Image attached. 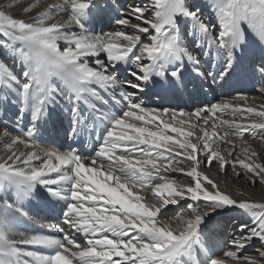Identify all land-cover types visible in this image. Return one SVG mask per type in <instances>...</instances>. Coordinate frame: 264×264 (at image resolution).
<instances>
[{
  "label": "snow or ice",
  "instance_id": "1",
  "mask_svg": "<svg viewBox=\"0 0 264 264\" xmlns=\"http://www.w3.org/2000/svg\"><path fill=\"white\" fill-rule=\"evenodd\" d=\"M206 5L211 17L190 0H130L123 8L61 0L45 11L37 4L0 5V49L7 57L0 58V116L9 104L19 113L17 127L0 124V140L8 141L0 157V264H264V203L222 188L217 178L231 165L237 179L264 186V151L244 139L264 146V105L257 110L242 93L193 111L141 99L150 87L157 95L185 91L189 68L197 78L205 75L202 56L219 65L207 75L223 86L237 71L249 33L262 53L250 67L264 97V0ZM111 13L109 31L87 30V18ZM52 104L64 105L71 137L95 140L93 154L37 142ZM26 112L29 123L21 128ZM17 145L25 150H13ZM214 162L217 176L204 171ZM37 185L62 202L59 224L36 220L22 207ZM141 191L157 202L148 203ZM177 207L183 211L175 213ZM222 208L253 219L217 252L212 229L201 226ZM21 221L44 231H22Z\"/></svg>",
  "mask_w": 264,
  "mask_h": 264
},
{
  "label": "bare ground",
  "instance_id": "2",
  "mask_svg": "<svg viewBox=\"0 0 264 264\" xmlns=\"http://www.w3.org/2000/svg\"><path fill=\"white\" fill-rule=\"evenodd\" d=\"M61 2V0H0V5L8 4V3H19L22 6H27L29 4H37L38 11H45L48 3H57ZM137 2H142V0H137ZM101 7H106L111 5L112 8H123L122 0H116V4L112 3V0H100ZM191 3L198 5V1H192ZM204 13V8H202ZM13 13H20V8L11 9ZM115 15V13L104 14L97 17H89L85 20V24L87 30L90 33H103L109 31L112 27V19L111 16ZM211 17V16H210ZM19 18H27L26 16L21 15ZM61 17H57L60 19ZM66 18V17H63ZM181 28L186 31L188 28L187 23L181 25ZM189 44L192 42V37H188ZM250 45H255L254 37H252L251 33L248 34V39ZM185 43H187L185 41ZM252 45V46H253ZM64 45L61 42V49H63ZM258 47V48H257ZM257 47L253 46L257 57H261V49L257 43ZM0 58H5V54L2 49H0ZM204 56L201 57V59ZM205 59V62L201 63V70L206 73V69H208L204 64H208L211 66L212 63L208 62ZM257 61V60H255ZM9 63H11L9 61ZM121 69H124L123 65L119 66ZM218 71V68L213 67V71ZM18 71V69H17ZM126 70H122L120 72L121 78L126 77ZM206 75L197 78L195 73L192 72L191 68L188 69V79L190 80L189 86L185 91L180 94H172V93H160L157 95L158 89L149 88L146 90L145 95L141 97V99L146 100L151 106H162L165 108L168 107H180L186 111H193L196 107L204 106L207 103H216L219 101L221 96L225 98H230L231 96H235L238 93L246 94L249 97L248 104L257 110L260 109L261 105H264V97H262L259 92V76L258 81L254 82L252 86H246L242 88L240 91H233L231 89H223L219 91V86L213 82L212 79L207 81ZM205 82L204 88L198 86L199 82ZM199 88L198 95L196 100H192V93H196ZM202 92H204L202 94ZM206 96L207 99L204 97ZM185 100L187 104H184L182 100ZM243 103V102H242ZM18 109L15 105L9 104V106L4 110L2 116H0V124H6L10 128H15L17 125L15 124L18 119ZM224 119H231L230 115H225ZM243 123H251V121H242ZM259 122V121H257ZM29 123V115L26 112L24 114V118L19 122L21 128L26 127ZM69 117L65 110L64 105L62 104H52L49 106L47 115L45 119L40 122L38 131L36 133V140L38 143L42 145H49L58 149L61 152L67 151L70 148L77 149L81 153L85 154H93L96 150V142L94 139H89L87 136H81L78 138H73L69 135ZM2 131V128H0ZM211 131V129H210ZM13 135L18 134L17 132H13ZM222 134V133H221ZM68 135V136H67ZM68 137V138H67ZM244 139L252 145L253 148H256L258 151H264V146L260 145L259 140H252L247 134ZM8 143V141L0 140V157L6 158V154L4 151V145ZM222 149L227 150L231 147L229 144H224L223 142H219ZM237 144L240 143L239 140L236 141ZM13 150L23 151V145H17ZM239 152V148L236 149ZM223 155H227V152H222ZM239 166L237 165V168ZM219 166L217 163H213L210 169H205V172L210 171L213 176H217ZM172 178L177 179L179 181L188 182L190 178L183 176L178 173H171ZM218 179L221 180V187L227 186L229 191H232L234 194H239V192L243 191L246 195V198H250L255 203H264V186H262L258 181L253 186L249 182L246 181V178L242 175L238 179L233 173V168L229 165V170L226 173H219L217 176ZM9 195H13L11 191H9ZM139 195L144 196L148 203L155 204L157 201L153 199V194L150 191H141ZM144 202V201H142ZM22 207L29 214V216L33 217L36 220H39L43 223L48 224H59L61 222L60 217L62 214V202L50 197L39 185L33 190L32 194L24 199L22 202ZM180 211H183L181 208ZM179 211V212H180ZM256 214H259L260 210H254ZM174 219V218H173ZM253 219L252 213L242 212L239 209L235 208H222L218 209L216 212L211 213L210 218H206L205 224L202 225V228L207 226L211 228L213 231L214 239L217 244L216 251L219 252L220 249L227 246L228 241L235 235L238 234L236 229L239 227L241 223H251ZM19 229L25 231L27 233H35V232H43L44 229L39 228L37 225H34L30 222L21 221L18 225ZM229 230V231H228ZM228 231V232H226ZM226 233V234H225ZM75 236L76 240L80 243L84 242V237L81 234L71 233ZM232 234V235H230ZM227 238V240L225 239ZM225 241V242H224ZM223 244V245H220ZM259 247V246H258ZM225 250H228L225 248ZM248 250V249H247ZM246 250V251H247ZM248 252V251H247ZM254 253V251H252Z\"/></svg>",
  "mask_w": 264,
  "mask_h": 264
},
{
  "label": "rangeland",
  "instance_id": "3",
  "mask_svg": "<svg viewBox=\"0 0 264 264\" xmlns=\"http://www.w3.org/2000/svg\"><path fill=\"white\" fill-rule=\"evenodd\" d=\"M122 2H123V7H126L127 5H128V3L130 2V0H122ZM190 2H192V0H190ZM207 15H208V13H207ZM186 31H187V28H186ZM184 33H185V36H184V39H185V41L187 42V44H189V40H188V37L189 36H187L186 35V32L184 31ZM256 82V81H255ZM198 91H199V88L197 89V92H196V94L198 95ZM193 94V93H192ZM196 94H194V95H196ZM198 99V98H197ZM192 100H194V98H193V95H192ZM196 100V99H195ZM194 100V101H195ZM182 102L184 103V104H187V102L183 99L182 100ZM68 136V135H67ZM68 138V137H67ZM229 170V166H228V168H227V171ZM181 210V207H177L176 209H175V213H179V211ZM180 212H182V211H180ZM175 213H170L169 215H170V218H174L175 219ZM229 231V230H228ZM228 231H226V232H228ZM226 234V233H225ZM230 235H232V234H230ZM225 239V238H224ZM225 240H227V238L225 239ZM225 242V241H224ZM220 245H223V244H220ZM259 246V241H256V242H254V244L250 247V248H248V254H254L255 253V250H256V248ZM223 249V247L220 249V251ZM252 251H254V253H252Z\"/></svg>",
  "mask_w": 264,
  "mask_h": 264
}]
</instances>
